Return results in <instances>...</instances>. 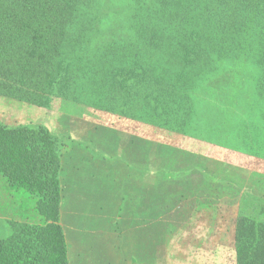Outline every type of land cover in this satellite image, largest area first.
<instances>
[{
	"label": "trees",
	"instance_id": "obj_1",
	"mask_svg": "<svg viewBox=\"0 0 264 264\" xmlns=\"http://www.w3.org/2000/svg\"><path fill=\"white\" fill-rule=\"evenodd\" d=\"M0 95L147 144L264 159V0H0ZM69 140L0 122V174L43 218L14 229L0 264H69L60 184ZM248 199L235 264H264V218Z\"/></svg>",
	"mask_w": 264,
	"mask_h": 264
},
{
	"label": "rangeland",
	"instance_id": "obj_2",
	"mask_svg": "<svg viewBox=\"0 0 264 264\" xmlns=\"http://www.w3.org/2000/svg\"><path fill=\"white\" fill-rule=\"evenodd\" d=\"M85 116L0 95L1 123L70 137L60 171L69 264H235L242 195L264 218V159L211 144L194 152L147 144ZM2 186L10 208L0 245L18 226L43 224L34 196L0 174Z\"/></svg>",
	"mask_w": 264,
	"mask_h": 264
},
{
	"label": "crops",
	"instance_id": "obj_3",
	"mask_svg": "<svg viewBox=\"0 0 264 264\" xmlns=\"http://www.w3.org/2000/svg\"><path fill=\"white\" fill-rule=\"evenodd\" d=\"M18 205L13 206L14 208H16V210L14 212H20V207H18ZM6 207L9 210L10 206L9 204H6V199H5V192H4V188L3 186L0 189V228H4V223H5V219H7V217H9V215L6 216Z\"/></svg>",
	"mask_w": 264,
	"mask_h": 264
}]
</instances>
